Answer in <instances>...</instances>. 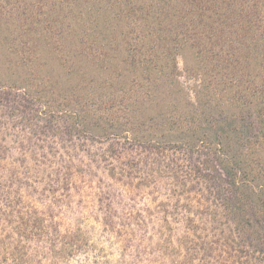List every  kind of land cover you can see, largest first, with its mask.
I'll return each mask as SVG.
<instances>
[{
    "label": "trees",
    "instance_id": "obj_1",
    "mask_svg": "<svg viewBox=\"0 0 264 264\" xmlns=\"http://www.w3.org/2000/svg\"><path fill=\"white\" fill-rule=\"evenodd\" d=\"M19 114L0 142V264L71 255L85 186L139 257L144 207L115 182L172 190L154 218L165 264H264V0H0V117Z\"/></svg>",
    "mask_w": 264,
    "mask_h": 264
},
{
    "label": "rangeland",
    "instance_id": "obj_2",
    "mask_svg": "<svg viewBox=\"0 0 264 264\" xmlns=\"http://www.w3.org/2000/svg\"><path fill=\"white\" fill-rule=\"evenodd\" d=\"M179 63L181 67H184L183 56L179 57ZM2 110L3 109H1V111ZM22 117V114H19L16 117L10 115L3 118L0 117V142H2V138H7L4 139L6 143L16 144L13 142L14 139L9 136L10 134L8 133V130L9 128L16 130L21 129L20 125H17L15 128H13V125L15 121L21 119ZM2 120H4L5 123L1 124ZM85 187H83L78 193L73 190L72 195L67 198V200L69 199V203L72 205V208L75 206L74 212H72L70 217L67 218V222L71 224L70 227L73 229L72 224L74 223H71V221H74L76 215L81 214L78 223L82 229L80 235L82 236V240L76 243L73 253L67 257L65 256V259L61 261V264L168 263L169 256L166 257L165 255H162L159 250L154 253V250L156 246H158L159 241L162 240V244H168L173 242V237H166L165 235L161 234L159 231L161 222L159 220L156 222L154 218L156 215H159L156 205L161 200L173 201V193L171 194L172 190L165 188V186L158 187L157 189L149 188L148 186L140 188L138 186L122 185L120 182H115L112 186L113 191H115V193L118 195L122 190L125 192L124 197L127 200H125L126 204L127 202H135L136 197L138 202L143 205L144 210L142 211L148 221V223L145 225V231L147 227L149 232V238L147 239H144L139 235L135 236L133 233L129 232V229H127L129 235H131L130 237H132L135 242L134 248L140 249L141 254L139 257H135V259H133L134 254H130L129 259L126 260V258L129 256V242L127 240V233L120 229L121 226L111 227L100 221L102 219L97 215L101 214L99 213V209L91 196V190H88ZM80 200H82V202L79 204ZM193 202H196V199H192V203ZM66 204L67 202H65L64 207H66ZM118 206L121 210L122 206L120 204H118ZM147 207H149L151 211H149ZM75 208L77 209V212L75 211ZM157 230L158 234L156 233ZM76 233L77 231L71 234L74 235ZM155 238L156 243L153 245ZM122 255H124L125 260L122 259Z\"/></svg>",
    "mask_w": 264,
    "mask_h": 264
}]
</instances>
